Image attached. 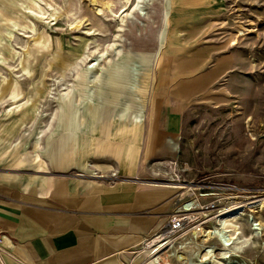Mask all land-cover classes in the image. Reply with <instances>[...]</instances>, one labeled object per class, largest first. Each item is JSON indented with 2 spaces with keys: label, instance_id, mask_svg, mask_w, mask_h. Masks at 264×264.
<instances>
[{
  "label": "rangeland",
  "instance_id": "rangeland-1",
  "mask_svg": "<svg viewBox=\"0 0 264 264\" xmlns=\"http://www.w3.org/2000/svg\"><path fill=\"white\" fill-rule=\"evenodd\" d=\"M141 1L0 0V170L41 169L58 136L101 113L134 132L162 64L202 56L226 71L187 101L173 156L145 169L264 193V0ZM256 217L239 263L264 264Z\"/></svg>",
  "mask_w": 264,
  "mask_h": 264
},
{
  "label": "crops",
  "instance_id": "crops-1",
  "mask_svg": "<svg viewBox=\"0 0 264 264\" xmlns=\"http://www.w3.org/2000/svg\"><path fill=\"white\" fill-rule=\"evenodd\" d=\"M205 62L162 64L134 132L101 113L86 132L58 136L41 169L0 170V264H152L141 241L163 223L177 191L153 183L160 172L146 163L173 156L187 101L226 71H206Z\"/></svg>",
  "mask_w": 264,
  "mask_h": 264
},
{
  "label": "built area",
  "instance_id": "built-area-1",
  "mask_svg": "<svg viewBox=\"0 0 264 264\" xmlns=\"http://www.w3.org/2000/svg\"><path fill=\"white\" fill-rule=\"evenodd\" d=\"M93 175L102 177L97 172ZM109 175L111 179L118 178L115 171ZM212 179L204 176L186 180L178 175L159 179L157 175L151 180L177 192L163 223L141 241L139 250L146 254L147 261L152 264H245L232 258L236 247L246 244L234 236H240L244 227L249 235L259 237L261 228L255 201L264 193ZM3 241L4 236L0 234V251ZM220 250L226 253L217 261Z\"/></svg>",
  "mask_w": 264,
  "mask_h": 264
},
{
  "label": "bare ground",
  "instance_id": "bare-ground-1",
  "mask_svg": "<svg viewBox=\"0 0 264 264\" xmlns=\"http://www.w3.org/2000/svg\"><path fill=\"white\" fill-rule=\"evenodd\" d=\"M141 1V0H140ZM139 2V1H138ZM141 3H142V1H141ZM140 3V4H141ZM139 4V5H140ZM132 11V10H131ZM245 31H247V30H242L241 32H242V34H239V35H243L244 34V32ZM240 32V31H239ZM248 32V31H247ZM255 203H256V208H257V213L259 212H262V211H264V199L263 200H257V201H255ZM236 234H237V232H236ZM252 236V235H251ZM238 241H244V242H248V239H246L245 237H242V234L240 235V236H238V234H237V236H234ZM226 252L225 251H223V250H220L219 251V253L217 254L218 256H219V254H220V257H216L217 258V261H220V258H223L224 257V254H225ZM210 264H216L215 262H212V263H210Z\"/></svg>",
  "mask_w": 264,
  "mask_h": 264
}]
</instances>
